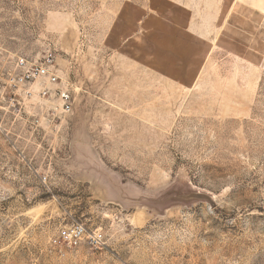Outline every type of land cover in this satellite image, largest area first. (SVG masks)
<instances>
[{
    "label": "rangeland",
    "instance_id": "1",
    "mask_svg": "<svg viewBox=\"0 0 264 264\" xmlns=\"http://www.w3.org/2000/svg\"><path fill=\"white\" fill-rule=\"evenodd\" d=\"M0 264H264V0H0Z\"/></svg>",
    "mask_w": 264,
    "mask_h": 264
},
{
    "label": "built area",
    "instance_id": "2",
    "mask_svg": "<svg viewBox=\"0 0 264 264\" xmlns=\"http://www.w3.org/2000/svg\"><path fill=\"white\" fill-rule=\"evenodd\" d=\"M20 68V74L16 82L22 85H34L39 87V94L42 96H57L61 102V109L69 112L72 107V94L66 87L56 88L53 91L45 86L48 84H57L59 76L54 68V55L49 52L43 60L28 64L23 58L17 62ZM31 86L27 88L26 93H30ZM51 244L57 248H77L82 245H88L93 248H100L105 244V234L98 228L88 229L81 222H73L61 227L57 233L50 239Z\"/></svg>",
    "mask_w": 264,
    "mask_h": 264
}]
</instances>
